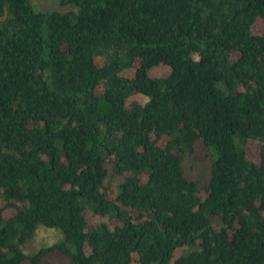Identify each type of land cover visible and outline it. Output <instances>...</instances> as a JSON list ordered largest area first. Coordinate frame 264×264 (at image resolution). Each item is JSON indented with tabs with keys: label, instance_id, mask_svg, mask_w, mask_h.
Here are the masks:
<instances>
[{
	"label": "trees",
	"instance_id": "trees-1",
	"mask_svg": "<svg viewBox=\"0 0 264 264\" xmlns=\"http://www.w3.org/2000/svg\"><path fill=\"white\" fill-rule=\"evenodd\" d=\"M60 6L0 0V264H264V0Z\"/></svg>",
	"mask_w": 264,
	"mask_h": 264
},
{
	"label": "rangeland",
	"instance_id": "rangeland-1",
	"mask_svg": "<svg viewBox=\"0 0 264 264\" xmlns=\"http://www.w3.org/2000/svg\"><path fill=\"white\" fill-rule=\"evenodd\" d=\"M33 6L37 10H55V11H63L64 8L60 6V0H31ZM264 30V21L259 19L254 27V32L256 34H261ZM168 73L166 68H154L151 71V74L157 77H164ZM133 74V72L131 73ZM134 101H139L140 103L144 104L147 102V98L144 96H136L133 97ZM132 103V99L129 101L130 105ZM261 152V146L256 144L255 142H250L247 147L248 156L257 161ZM208 152L205 150L200 149V146H197L196 153L194 157L190 160V165L192 166L188 173L193 175L192 177L202 183V185L208 183L210 178V168H211V159L206 157ZM87 218L91 224H97L99 219L92 216L90 213L87 214ZM101 220V219H100ZM60 237L63 236L60 232L56 229H48L44 226H40L35 238L29 242V244L23 248L25 253L33 254L34 250H40L42 248L48 247L53 245V243L58 240ZM58 241H56L57 243ZM32 243V245H31ZM31 245V247L29 246ZM28 249V250H27ZM181 255V250H178L175 254V257L178 258ZM52 262L54 264H71L70 260L63 259L60 256L52 257Z\"/></svg>",
	"mask_w": 264,
	"mask_h": 264
}]
</instances>
